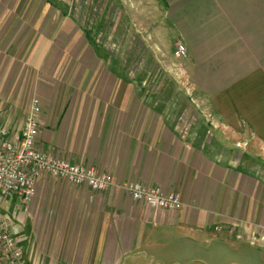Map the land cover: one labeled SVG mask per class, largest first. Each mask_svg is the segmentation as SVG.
I'll list each match as a JSON object with an SVG mask.
<instances>
[{"label":"crops","instance_id":"crops-1","mask_svg":"<svg viewBox=\"0 0 264 264\" xmlns=\"http://www.w3.org/2000/svg\"><path fill=\"white\" fill-rule=\"evenodd\" d=\"M156 1L220 132L183 128L156 85L131 77L149 72L114 66L117 54L88 42L67 52L44 38L23 45L6 17L21 6L0 2V128L21 136L37 98L39 151L182 201L175 212L147 209L120 189L42 176L28 204L0 195L21 264L178 261L198 237L264 264V0ZM0 264L12 263L0 252Z\"/></svg>","mask_w":264,"mask_h":264},{"label":"rangeland","instance_id":"rangeland-1","mask_svg":"<svg viewBox=\"0 0 264 264\" xmlns=\"http://www.w3.org/2000/svg\"><path fill=\"white\" fill-rule=\"evenodd\" d=\"M0 0L21 6L7 12L13 20L14 38L27 42L52 41V50L70 51L87 43V50L119 56L110 61L114 66L124 63L128 69L149 72L131 77L139 82L156 85L155 95L181 117L188 131L203 129L205 134L220 132L214 124L206 99L192 87L187 57L177 54L178 42L165 18L164 6L156 0ZM5 17V16H4ZM15 39V40H16ZM76 39V40H75ZM135 75V76H134ZM207 137L206 141H209ZM239 150L243 146L238 143ZM197 245L189 242L178 261L159 262L153 254L147 263L138 258L132 263L120 264H252L246 258L249 252L234 245L217 244L198 237ZM260 264V263H257Z\"/></svg>","mask_w":264,"mask_h":264},{"label":"built area","instance_id":"built-area-1","mask_svg":"<svg viewBox=\"0 0 264 264\" xmlns=\"http://www.w3.org/2000/svg\"><path fill=\"white\" fill-rule=\"evenodd\" d=\"M187 48L179 43L177 54L187 57ZM39 99L32 101L21 136L12 139L6 128H0V195L18 196L28 204L36 193V182L42 176L68 181L76 186H87L93 191L120 189L136 203L147 209L175 212L182 204L178 192H166L159 187H145L138 183H118L109 173L94 167H83L49 156L38 150ZM0 252L10 263L21 264V252L12 235L10 220L0 216Z\"/></svg>","mask_w":264,"mask_h":264},{"label":"trees","instance_id":"trees-1","mask_svg":"<svg viewBox=\"0 0 264 264\" xmlns=\"http://www.w3.org/2000/svg\"><path fill=\"white\" fill-rule=\"evenodd\" d=\"M47 2H48V4L51 5L52 7L56 8V5H55L53 2H51V1H49V0H47Z\"/></svg>","mask_w":264,"mask_h":264}]
</instances>
